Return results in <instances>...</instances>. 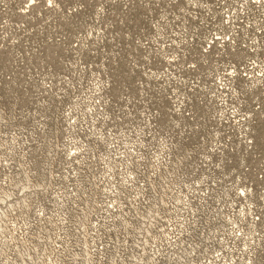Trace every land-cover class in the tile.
<instances>
[{
	"label": "rangeland",
	"instance_id": "rangeland-1",
	"mask_svg": "<svg viewBox=\"0 0 264 264\" xmlns=\"http://www.w3.org/2000/svg\"><path fill=\"white\" fill-rule=\"evenodd\" d=\"M263 1L0 0V264H264Z\"/></svg>",
	"mask_w": 264,
	"mask_h": 264
},
{
	"label": "built area",
	"instance_id": "built-area-1",
	"mask_svg": "<svg viewBox=\"0 0 264 264\" xmlns=\"http://www.w3.org/2000/svg\"><path fill=\"white\" fill-rule=\"evenodd\" d=\"M257 1L259 2L260 0H257ZM263 2H264V1H263ZM240 194H241V195H244V193H243V192H241Z\"/></svg>",
	"mask_w": 264,
	"mask_h": 264
},
{
	"label": "snow or ice",
	"instance_id": "snow-or-ice-1",
	"mask_svg": "<svg viewBox=\"0 0 264 264\" xmlns=\"http://www.w3.org/2000/svg\"><path fill=\"white\" fill-rule=\"evenodd\" d=\"M49 4L51 5V0H48Z\"/></svg>",
	"mask_w": 264,
	"mask_h": 264
}]
</instances>
